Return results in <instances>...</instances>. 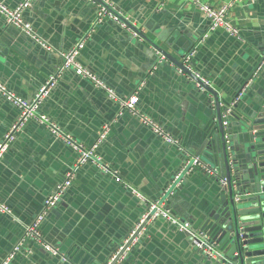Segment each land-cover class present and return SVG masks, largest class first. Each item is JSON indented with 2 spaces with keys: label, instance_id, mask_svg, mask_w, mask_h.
I'll list each match as a JSON object with an SVG mask.
<instances>
[{
  "label": "crops",
  "instance_id": "crops-1",
  "mask_svg": "<svg viewBox=\"0 0 264 264\" xmlns=\"http://www.w3.org/2000/svg\"><path fill=\"white\" fill-rule=\"evenodd\" d=\"M4 1L14 6L23 0ZM103 1L180 61L195 50L191 68L222 99L232 101L243 93V111L257 105L264 90V66L257 71L264 59V0H203L228 5L230 18L240 28L236 37L222 29L210 30L208 19L188 0ZM100 5L96 0H32L25 19L46 46L0 16V80L30 100L60 69V53L85 39L79 55L82 65L120 98L137 91L139 114L156 121L178 143L166 142L89 79L73 70L62 72L40 111L87 147L109 125V135L97 153L122 181L96 163L75 165L76 151L37 120L28 121L0 162V200L14 216L0 213V260L43 212L45 198L56 183L70 174L71 187L41 227L42 240L60 254L52 255L30 239L20 264H108L118 244L148 211L147 203L164 195L172 213L202 229L212 185L218 183L199 168L188 173L175 193L168 194L167 187L184 168L187 153L198 152L208 137L212 119L205 101L197 97L192 79L167 58L159 64L162 53L135 31L110 18L96 24ZM18 114L0 94V139ZM244 135L235 138L237 148ZM208 149L216 147L210 142L201 160ZM188 238L159 219L121 260L124 264H197L200 253Z\"/></svg>",
  "mask_w": 264,
  "mask_h": 264
},
{
  "label": "water",
  "instance_id": "water-1",
  "mask_svg": "<svg viewBox=\"0 0 264 264\" xmlns=\"http://www.w3.org/2000/svg\"><path fill=\"white\" fill-rule=\"evenodd\" d=\"M96 1L99 4H105L103 0ZM121 22L150 42L157 51L192 79L197 97L205 101V108H208L207 114L212 119V123L208 127V137H205L201 149L194 155L201 156L203 149L210 142L213 148L215 145L216 150L208 149L207 154H202V161L215 167L217 175L213 176L201 167H194L188 170L189 172L182 173L177 181L178 185H175L173 181L180 170L174 174L171 182L168 183V187H170L168 194L175 193L181 186L183 179L199 168L215 183H218V186L217 184L212 185L211 197L207 200L209 211L204 214L202 229L215 240L217 247L223 251L225 258L212 260L198 250L200 255L203 254V256L202 258H200V255L197 257L199 259L197 264H264V90L259 99L256 100L257 105L253 106V109H250L249 112H245L242 110L243 101H246L242 100L243 93L239 99H237L238 94L233 97L232 101L222 99L220 92L212 84L202 80L192 68H188L182 61L154 43L125 18L121 17ZM241 133L247 135H244V140L242 137V145L237 148L235 138L241 136ZM190 155L193 154L187 153L188 157L184 158V165ZM75 165L74 167H76ZM218 176L225 177L226 184L218 181ZM64 180L65 178L59 182ZM168 199L166 200V206L169 207ZM147 205L149 208V203ZM160 220L166 221L171 228L180 231L177 227L171 225L169 221L162 218ZM181 220L186 221L184 218H181ZM155 221L153 220L152 223L154 224ZM147 222L148 219L136 229L133 235L131 233L135 227L130 229L131 233L118 244L116 250L121 246L123 248L118 253V250H115L117 255L110 264H120V262L124 264L125 259L122 262L121 258L126 248L143 230V234L139 238L141 240L144 233L152 225V223L147 224ZM185 233L188 235V239L193 242V236L188 232ZM128 238V242L125 243ZM194 249L191 250L194 251Z\"/></svg>",
  "mask_w": 264,
  "mask_h": 264
},
{
  "label": "built area",
  "instance_id": "built-area-1",
  "mask_svg": "<svg viewBox=\"0 0 264 264\" xmlns=\"http://www.w3.org/2000/svg\"><path fill=\"white\" fill-rule=\"evenodd\" d=\"M191 4L195 5L198 10L208 19L210 30L222 29L233 37L239 36L240 28L233 23L229 15L228 5H212L210 3L204 2L203 0H188ZM32 0H23L18 4L11 6L7 4L4 0H0V16L10 25L21 29L33 39L42 43L37 32L33 26L26 21L25 12L31 6ZM110 18L121 22V16L109 7L108 3L101 4L96 16V24L102 22L104 19ZM85 46V39L78 41L69 50L62 51V65L60 69L53 75H51L48 80L38 89L35 96L28 100L15 93L9 87L0 80V94L11 103L16 109L19 110V114L15 121L11 123L7 131L4 133L3 137L0 139V162L4 159L5 154L9 150L11 144L17 139L19 132L26 126L27 122L30 120H37L40 124L44 125L51 133L60 137L67 145H69L74 151L78 153V158L76 160L77 166L93 162L98 164V166L107 173H112L115 176L117 182H121L122 178L118 175L116 170H112L108 164L102 162L101 158L97 153V149L104 142L110 132V126L104 125L102 131L99 133V137L96 142L87 147L84 144L77 141L72 135L64 133L60 125L52 120L49 115L40 111L42 101L50 95L52 90L55 88L57 79L62 72L67 70H73L75 73L89 79L96 87L105 89L109 97L113 100L119 102L123 109L129 110L134 115H139L143 124L151 128V130L164 138V140L171 144H177L178 140L169 134L160 124L151 119L148 116L140 115L138 110L139 95L136 91L127 98H120L116 91L109 87L105 81L100 79L97 75L91 72L87 67L83 66L79 60V55L83 47ZM195 54V50L188 52L183 57V63L185 66L191 69V60ZM166 57L162 54L159 55L158 63H163L166 61ZM264 66V59L260 62L257 71H259ZM196 74L208 82L200 73ZM242 94V93H241ZM241 94L237 97L240 98ZM236 99V100H237ZM194 167H201L209 174H216L217 170L215 167L206 165L203 163L199 156L190 155L188 160L185 162L184 168L177 173L173 183L178 185V179L182 175L183 171L189 172ZM222 184H226V178H220ZM73 183V175L70 174L64 181L57 183L54 191L45 198L44 209L41 214H39L36 219L25 228V233L21 239L14 245V247L6 254L5 258L0 262V264H20L19 258L22 254V249L26 242L30 239L37 240L43 245V247L50 252L52 255L60 254V250L50 243L42 240L41 227L47 216V214L58 204L63 195L71 187ZM170 191L168 187L167 192ZM133 192L141 199L144 197L141 193L133 189ZM166 196L157 199L150 203L148 211L139 219L137 225L131 235L135 233L136 229L140 227L147 219L149 221L157 219H165L171 223V225L177 227L180 231L188 232L193 236V243L197 250L202 252L205 256L212 260H221L225 258L223 251L217 247L215 240H213L203 229H194L193 226L188 221L181 220L180 217L175 216L171 209L166 206ZM0 213L13 216L12 209L4 202L0 200ZM14 217V216H13ZM143 230L139 233L129 247L126 248L124 254L134 245L140 238ZM130 235V236H131ZM129 236V237H130ZM129 238L125 241L127 243ZM123 248L121 246L117 253ZM117 253L112 257L111 261L114 260ZM124 254L122 258L124 257ZM121 258V259H122ZM119 264V263H116ZM226 264V263H223Z\"/></svg>",
  "mask_w": 264,
  "mask_h": 264
}]
</instances>
